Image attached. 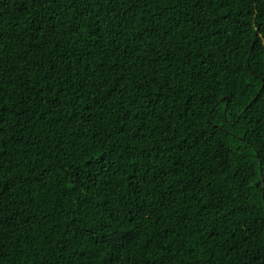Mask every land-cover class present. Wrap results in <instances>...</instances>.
<instances>
[{
	"label": "trees",
	"instance_id": "obj_1",
	"mask_svg": "<svg viewBox=\"0 0 264 264\" xmlns=\"http://www.w3.org/2000/svg\"><path fill=\"white\" fill-rule=\"evenodd\" d=\"M261 26L264 0H0V264H264Z\"/></svg>",
	"mask_w": 264,
	"mask_h": 264
},
{
	"label": "snow or ice",
	"instance_id": "obj_2",
	"mask_svg": "<svg viewBox=\"0 0 264 264\" xmlns=\"http://www.w3.org/2000/svg\"><path fill=\"white\" fill-rule=\"evenodd\" d=\"M264 26H261V29H257L255 33V42L256 44H262L264 43ZM253 75L256 77L257 80H264V68H261L259 72H257L255 69H253ZM258 95L256 97V101L259 103L262 99H264V90L258 89ZM109 93H101L102 101L104 103H109ZM100 101H98L99 103ZM131 103V101H129ZM2 107V106H0ZM116 112L113 114L114 118H116L118 114V120L117 122L120 124L121 128H132L135 124V121L131 118V115H126L125 113H130V109L124 108L123 104H120L117 102L116 105H114ZM3 113L0 112V119H2ZM110 163V161H108ZM103 161H97L92 164V167H98ZM2 171V170H0ZM7 179H11L10 177H5L3 175H0V182L5 181ZM10 187L12 185H9ZM254 189H259L262 196H264V175H262L259 179L255 180L253 185L251 186ZM2 190V189H0ZM118 219V218H117ZM99 231H102L106 236L108 237V241L110 244H113L116 246L117 252L120 251V249L124 248L125 243L127 242V237L122 238V233L119 232L117 225L114 222H109L108 227H102L98 226ZM111 251V249H109ZM111 264H118V260H113Z\"/></svg>",
	"mask_w": 264,
	"mask_h": 264
}]
</instances>
